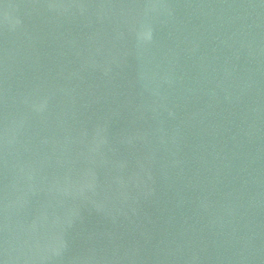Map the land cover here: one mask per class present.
Instances as JSON below:
<instances>
[{
	"label": "water",
	"instance_id": "obj_1",
	"mask_svg": "<svg viewBox=\"0 0 264 264\" xmlns=\"http://www.w3.org/2000/svg\"><path fill=\"white\" fill-rule=\"evenodd\" d=\"M0 264H264V0H0Z\"/></svg>",
	"mask_w": 264,
	"mask_h": 264
}]
</instances>
